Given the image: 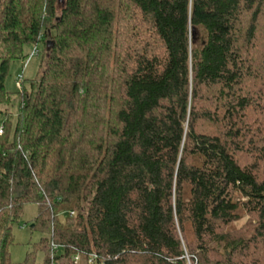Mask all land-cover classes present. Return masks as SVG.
<instances>
[{"label":"trees","instance_id":"1","mask_svg":"<svg viewBox=\"0 0 264 264\" xmlns=\"http://www.w3.org/2000/svg\"><path fill=\"white\" fill-rule=\"evenodd\" d=\"M0 124V264H264V0H0Z\"/></svg>","mask_w":264,"mask_h":264},{"label":"rangeland","instance_id":"2","mask_svg":"<svg viewBox=\"0 0 264 264\" xmlns=\"http://www.w3.org/2000/svg\"><path fill=\"white\" fill-rule=\"evenodd\" d=\"M39 53L31 54L33 50L32 45H26L24 48L25 53L28 57L24 59H17L11 63L8 75L5 79V87L7 90L13 93V101L9 106L10 112L12 113V121L16 119L17 109L20 105V96L17 93L18 86L17 80L19 76L24 79H33L40 68V61L43 54L42 44L38 45ZM21 81V80H20ZM27 86V82L25 84ZM38 207L34 203L26 204L23 208V212L18 222L13 225L12 233L14 242L9 246L11 260L14 263L21 261L26 252L32 250L41 237L42 233L38 230H31V220L37 215ZM44 255L38 250L36 258L42 261Z\"/></svg>","mask_w":264,"mask_h":264},{"label":"built area","instance_id":"3","mask_svg":"<svg viewBox=\"0 0 264 264\" xmlns=\"http://www.w3.org/2000/svg\"><path fill=\"white\" fill-rule=\"evenodd\" d=\"M36 52H37V49H36V47L35 48H33V50H32V53L31 54H36ZM19 80H17V86L19 87L20 86V80H21V78H22V76H19ZM2 129H3V126L0 124V133H2ZM73 212L71 211V214H72ZM95 258H96V254H90V256L88 257V260H87V264H95ZM74 262L76 263V262H78V260H79V256L78 255H75L74 256Z\"/></svg>","mask_w":264,"mask_h":264}]
</instances>
